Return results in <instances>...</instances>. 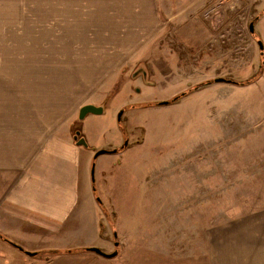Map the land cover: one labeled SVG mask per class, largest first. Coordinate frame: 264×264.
I'll list each match as a JSON object with an SVG mask.
<instances>
[{
	"label": "rangeland",
	"instance_id": "obj_1",
	"mask_svg": "<svg viewBox=\"0 0 264 264\" xmlns=\"http://www.w3.org/2000/svg\"><path fill=\"white\" fill-rule=\"evenodd\" d=\"M11 5L0 12H34L36 1ZM161 8L160 36L119 58L121 66H100L106 59L100 53L116 52L104 44L14 43L19 32H4L0 16V117L16 119L26 112L13 108L24 107L44 121H72L73 138V130L81 131L96 148L93 157L124 145L93 159L89 172L93 181L94 165L92 187L102 201L104 241L93 247L118 254L91 263L77 257L76 264H209L218 227L235 230L222 242L216 236L218 254L232 253L238 262L231 264H264V244L246 254L235 245L241 234L264 229V218L247 220L264 217V70L241 83L261 67L264 0H162ZM181 12L188 17L177 23ZM18 23L13 17V28ZM96 68L108 78L77 77ZM221 77L237 83L212 82ZM93 102L104 112L79 120L80 108ZM146 102L155 104L141 106ZM85 215L92 217L91 210ZM49 250L29 256L28 264H46Z\"/></svg>",
	"mask_w": 264,
	"mask_h": 264
},
{
	"label": "crops",
	"instance_id": "obj_2",
	"mask_svg": "<svg viewBox=\"0 0 264 264\" xmlns=\"http://www.w3.org/2000/svg\"><path fill=\"white\" fill-rule=\"evenodd\" d=\"M34 1V12L30 9L0 12L4 32H19V36L13 37L14 43L19 41L45 48L44 43L55 40L65 43L63 47L77 41L83 45L104 44L106 49H115V53H100L106 58L100 66L119 62V58L130 52L143 49L160 36L165 25L162 0ZM30 2L32 0H0V6L12 4L17 7ZM187 14L181 12L177 23L185 21ZM15 16L19 23L13 28ZM171 17L166 16L167 20ZM42 34H49L52 39L41 38ZM51 57L55 59V56ZM77 62V66H81L82 60ZM123 63L125 61L119 62V66ZM79 74V78L86 76L88 80L96 81L105 80L109 73L96 68ZM32 109L13 108L12 111L26 112L16 119L0 117V233L35 252L102 246L101 207L89 174L96 148L89 143L88 146L77 145L71 131L72 121L61 122L58 118L44 121L27 112ZM90 210L92 217H87L85 214ZM260 218L264 217L247 220ZM234 231L221 232L218 227L214 232L208 253L209 264L238 262L232 253L218 254L219 242ZM260 233L264 237V229L241 234L235 245H240L245 254L257 250L264 244ZM216 236L220 237L219 242ZM40 254L29 255L0 237V264H28L29 256ZM98 255L93 251L54 254L47 257L46 264H76L77 257L89 263L100 262Z\"/></svg>",
	"mask_w": 264,
	"mask_h": 264
},
{
	"label": "water",
	"instance_id": "obj_3",
	"mask_svg": "<svg viewBox=\"0 0 264 264\" xmlns=\"http://www.w3.org/2000/svg\"><path fill=\"white\" fill-rule=\"evenodd\" d=\"M250 30H251L252 33L255 31V21H253V22L250 23ZM259 43H260V48L263 51L264 50L263 40L262 39H259ZM142 76L144 77L145 80L148 79V72H147L146 69L142 70ZM223 81L232 82L234 84L237 83L236 81H233V80L227 79V78H223V77L216 78L212 82H223ZM207 83H210V82H207ZM197 87H199V86H197ZM160 103L166 104V103H169V102L168 101H162ZM104 110H105V108H104L103 105H97V104H93V103H87V104L83 105L80 108L78 117H79V120H84L85 117L88 114H102L104 112ZM121 112H123V111H121ZM118 121H121V113L119 115ZM80 134H81V131L77 130L76 134L74 135L75 142L77 143V145L88 146V143H87L86 138L84 136H80L79 137ZM123 148H124V145H123ZM109 151H111V150H99L98 152H96V156L94 158H97L100 154H103V153L109 152ZM112 152H117V151L116 150H112ZM92 178H93V181H94V165L92 167ZM94 191H95V195H96V198H97L98 202L101 204L102 201H101L100 197L97 196V192H96V189L95 188H94ZM114 234H115V237H116V232ZM115 244L117 246L118 245V242H116ZM18 247L21 250H23L20 246H18ZM86 248H87V251L96 252V253H98V254L106 257V258H112V257L117 256V254H118V250L117 249L114 250L111 253H107V252L102 251L98 247H86ZM26 253L29 254V255H32V254L35 255L36 254V252H30V251H27Z\"/></svg>",
	"mask_w": 264,
	"mask_h": 264
},
{
	"label": "trees",
	"instance_id": "obj_4",
	"mask_svg": "<svg viewBox=\"0 0 264 264\" xmlns=\"http://www.w3.org/2000/svg\"><path fill=\"white\" fill-rule=\"evenodd\" d=\"M263 13H264V10H263ZM263 13H262V14H263ZM259 39H261V38H259ZM263 70H264V54L262 55L261 67L259 68V70L257 71V73H256L254 76H252L250 79L244 80V81L241 82V83L246 84V83H249V82L255 80V79L258 77V75L261 74V73L263 72ZM190 90H191V89H190ZM190 90H187V91H185V92H182L180 95L176 96L174 99H172V100H170V101H177V100L180 99L183 95L189 93ZM152 104H155V102H146V103L141 104V106H148V105H152ZM119 125H120V127L122 128V123H121V121H119ZM77 130H78V129L73 130L74 134H76ZM113 150H116L117 152H119V151L123 150V146H122V147H119V148H117V149H113ZM111 151H112V150H111ZM0 237H3L6 241H8V242L14 244L15 246L18 245V244L15 243L14 241L10 240V238H9L8 236H6L5 234H3V233H0ZM17 247H18V246H17ZM75 249H77V248L69 249V250L52 249V250H49L48 252H52V254L72 253V252L75 251ZM83 249L87 250V248H83Z\"/></svg>",
	"mask_w": 264,
	"mask_h": 264
}]
</instances>
